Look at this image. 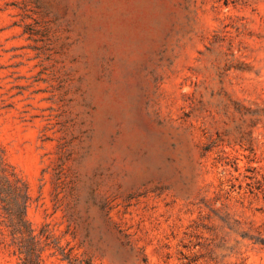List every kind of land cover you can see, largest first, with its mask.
Returning a JSON list of instances; mask_svg holds the SVG:
<instances>
[{
	"label": "rangeland",
	"instance_id": "374dc122",
	"mask_svg": "<svg viewBox=\"0 0 264 264\" xmlns=\"http://www.w3.org/2000/svg\"><path fill=\"white\" fill-rule=\"evenodd\" d=\"M0 184V264H264V0H0Z\"/></svg>",
	"mask_w": 264,
	"mask_h": 264
},
{
	"label": "trees",
	"instance_id": "16d2710c",
	"mask_svg": "<svg viewBox=\"0 0 264 264\" xmlns=\"http://www.w3.org/2000/svg\"><path fill=\"white\" fill-rule=\"evenodd\" d=\"M3 194H4V188L2 184H0V198H2ZM19 251H20V254L24 256L23 264H41L40 259H39L40 256H37L35 252L25 251L23 248H20Z\"/></svg>",
	"mask_w": 264,
	"mask_h": 264
}]
</instances>
